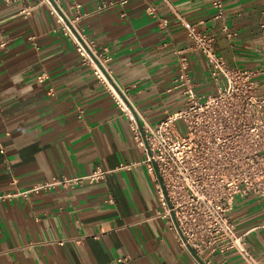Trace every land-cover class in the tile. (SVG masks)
I'll return each instance as SVG.
<instances>
[{
	"label": "crops",
	"instance_id": "crops-1",
	"mask_svg": "<svg viewBox=\"0 0 264 264\" xmlns=\"http://www.w3.org/2000/svg\"><path fill=\"white\" fill-rule=\"evenodd\" d=\"M58 1L67 15H81L78 25L108 50L116 81L152 125L184 105L183 88L174 84L176 50H185L193 90H216L207 60L189 49L170 6L214 34L215 50L228 65L264 63V0H222L220 19L210 0ZM148 5L156 16L146 12ZM0 145V194L96 167L109 170L95 183L0 200V264H204L178 245L160 217L156 182L129 120L40 0H0ZM230 215L235 233L264 264V200L236 196ZM210 263L246 264L234 250L211 254Z\"/></svg>",
	"mask_w": 264,
	"mask_h": 264
},
{
	"label": "built area",
	"instance_id": "built-area-1",
	"mask_svg": "<svg viewBox=\"0 0 264 264\" xmlns=\"http://www.w3.org/2000/svg\"><path fill=\"white\" fill-rule=\"evenodd\" d=\"M40 2L47 5L59 29L72 40L81 64L89 68L129 120L135 145L156 182L160 217L166 220L178 245L204 264H211V254L228 250L236 251L246 264H261L235 233L230 212L236 196L254 195L264 200V63L251 69L228 65L215 50L214 34L199 30L170 6L191 42L189 49L207 60L216 90L196 93L185 50H176L174 84L183 88L184 105L152 125L134 106L127 89L116 81L108 50L99 49L78 25L81 15H67L58 0ZM112 4L102 3L99 9ZM210 5L215 19L224 17L222 0H210ZM146 12L156 16V7L148 5ZM160 24L165 26L166 19L161 18ZM222 30L231 35L226 25ZM260 32L264 42V22H260ZM108 172L96 167L86 175L51 177L24 191L2 193L0 200L95 183Z\"/></svg>",
	"mask_w": 264,
	"mask_h": 264
}]
</instances>
